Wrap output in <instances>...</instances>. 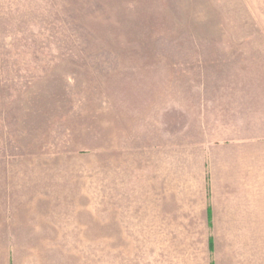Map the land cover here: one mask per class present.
<instances>
[{"label": "rangeland", "instance_id": "rangeland-1", "mask_svg": "<svg viewBox=\"0 0 264 264\" xmlns=\"http://www.w3.org/2000/svg\"><path fill=\"white\" fill-rule=\"evenodd\" d=\"M221 115L264 139V0H0V264L222 243L170 182Z\"/></svg>", "mask_w": 264, "mask_h": 264}, {"label": "crops", "instance_id": "crops-1", "mask_svg": "<svg viewBox=\"0 0 264 264\" xmlns=\"http://www.w3.org/2000/svg\"><path fill=\"white\" fill-rule=\"evenodd\" d=\"M213 119L219 131L205 132L204 138L187 143L189 151L180 161L173 159L170 182L176 203L182 204L176 212L194 214L181 220L213 221V227L207 223L191 233L186 230L187 235L225 239L212 245L161 247L165 255L159 256L157 264H264L263 228L216 227L220 213L229 221L239 212L245 214L244 220L263 219L264 139L260 132L240 124V117Z\"/></svg>", "mask_w": 264, "mask_h": 264}]
</instances>
